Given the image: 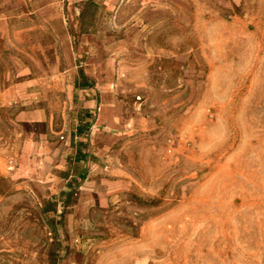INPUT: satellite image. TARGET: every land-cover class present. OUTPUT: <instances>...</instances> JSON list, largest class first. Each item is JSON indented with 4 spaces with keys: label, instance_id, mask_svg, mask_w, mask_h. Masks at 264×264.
I'll return each mask as SVG.
<instances>
[{
    "label": "rangeland",
    "instance_id": "1",
    "mask_svg": "<svg viewBox=\"0 0 264 264\" xmlns=\"http://www.w3.org/2000/svg\"><path fill=\"white\" fill-rule=\"evenodd\" d=\"M88 1L0 0V264H264V0Z\"/></svg>",
    "mask_w": 264,
    "mask_h": 264
},
{
    "label": "trees",
    "instance_id": "2",
    "mask_svg": "<svg viewBox=\"0 0 264 264\" xmlns=\"http://www.w3.org/2000/svg\"><path fill=\"white\" fill-rule=\"evenodd\" d=\"M99 5L95 3L94 0L88 1L82 7L81 20H82V31L84 34H89L94 32L95 18L99 11ZM79 136L84 134L83 126L80 125L77 131ZM83 156L79 153V159Z\"/></svg>",
    "mask_w": 264,
    "mask_h": 264
}]
</instances>
